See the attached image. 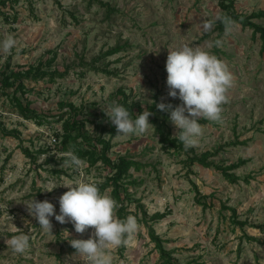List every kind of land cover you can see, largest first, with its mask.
<instances>
[{
	"label": "rangeland",
	"instance_id": "374dc122",
	"mask_svg": "<svg viewBox=\"0 0 264 264\" xmlns=\"http://www.w3.org/2000/svg\"><path fill=\"white\" fill-rule=\"evenodd\" d=\"M220 2L12 0L0 6V41L7 34L17 41L11 52L0 53V70L7 64L9 72L42 64L43 71L55 75L25 81L27 91L18 94L45 117L42 125L23 119L12 102L14 89L3 91L0 84V127L19 131L13 137L0 129V264H85L70 240L88 239L93 229L80 234L71 222L61 224L52 216V232L44 233L24 204L47 200L60 214L59 197L68 191L62 185L78 176L62 166L60 116L70 118L68 104H73L78 118L87 120L89 133L99 136L103 108L116 102L121 88L144 108L155 101L179 106L182 101L168 95L166 59L168 47L184 44L205 47L233 75L229 102L222 106L223 123L201 119L203 135L192 148L196 156L210 154L209 161L220 166L239 164L231 171L239 180L234 183L220 170L190 164L187 152L166 148L154 127L141 136L112 138V161L127 157L144 166L130 171L128 181L138 184L128 185V196H123L125 215L135 216L140 230L132 245L113 250V264H163L142 211L148 217L165 215L149 224L178 264H264V46L259 34L237 22L231 34L220 35ZM233 2L245 17L264 11V0ZM205 19L214 22L209 32L201 27ZM253 21L264 26V18ZM217 39L222 47L214 46ZM117 45L123 51L105 56ZM165 130L172 137L179 131L170 119ZM103 137L110 138L107 133ZM84 162L85 177L112 196V188L101 189L112 169ZM199 194L207 207L198 203ZM232 209L236 220L245 223L243 229L233 223ZM19 234L29 236L24 254H14L5 242Z\"/></svg>",
	"mask_w": 264,
	"mask_h": 264
},
{
	"label": "clouds",
	"instance_id": "9594fccd",
	"mask_svg": "<svg viewBox=\"0 0 264 264\" xmlns=\"http://www.w3.org/2000/svg\"><path fill=\"white\" fill-rule=\"evenodd\" d=\"M225 28V35L231 34L235 21L224 15L217 18ZM214 22L203 20L201 27L209 32ZM17 41L12 34H7L0 41V53H9ZM223 41L217 39L215 47H222ZM166 59L168 95L179 98V106L161 102L156 107L170 113L171 123L179 130L174 139L180 141L185 150L198 146L204 128L199 123L205 119L223 123V105L229 102V90L234 85V78L228 65L202 46L168 47ZM111 123L116 126V136L144 135L153 125L149 122L150 111H143L133 119L130 112L118 102H111L103 108ZM187 113V115H186ZM63 167L71 168L78 176L62 186L68 191L59 197L60 214L55 206L47 201L36 199L24 202L28 213L34 217L44 233L52 232L50 217L61 224L71 222L77 233L83 234L93 229L88 239H71L70 245L76 250L85 264H113V250L127 247L134 243L140 230L135 216L128 215L121 219L116 215L117 201L105 190L101 192L97 183L85 177V162L74 151L63 153ZM54 189V188H53ZM49 189L47 191H52ZM68 234L67 230H64ZM8 248L14 254H24L29 247V236L12 235L6 238Z\"/></svg>",
	"mask_w": 264,
	"mask_h": 264
},
{
	"label": "trees",
	"instance_id": "16d2710c",
	"mask_svg": "<svg viewBox=\"0 0 264 264\" xmlns=\"http://www.w3.org/2000/svg\"><path fill=\"white\" fill-rule=\"evenodd\" d=\"M12 0H0V6H5L7 2ZM220 8L222 10V16L227 15L232 18L233 21L241 24L243 27H249L253 29L255 34H259L264 46V26H261L253 21V19L264 18V11H261L257 14H252L251 16L245 17L240 15L234 6L233 0H221ZM16 19V16L15 18ZM218 31L222 35L225 31L224 25L218 21ZM264 49V48H263ZM123 51V47L117 45L116 47L109 50L105 56H111L120 53ZM54 60H50L48 65L50 66ZM10 65L7 64L3 69L0 70V84L1 89L6 91L8 89H14L12 94V102L17 109V113L25 120H34L39 125H42L45 122V117L39 114L36 110L30 107V104H25L22 98L18 95L19 93L26 92L25 81H38L44 77L50 76L54 77V74H51L50 71H43V65L38 64V66H29L21 70H12L9 72ZM104 71V70H102ZM58 75V74H57ZM115 100L119 104L123 105L131 114L132 118L135 119L136 115L141 114L143 111L147 110L152 113L149 117V122L153 125L155 133L160 137V142L168 149H173L177 151H186L189 156V163L195 164L199 163L205 167H213L217 170H220L225 177L236 183L239 180V177L232 174L231 171L240 167L239 164H234L229 167H223L218 164H215L212 161H209L210 154L205 153L203 155L196 156L193 148L185 150L180 143V141L174 139L170 132H166L165 128L167 127V122L169 121L170 113L162 112L157 107V101L153 104L148 105L146 108L143 107V104L140 101H137L131 98L126 90L119 89L115 94ZM70 107V112L73 113L70 118L64 120L66 114H62L60 119L63 121L61 135L58 136L61 140V147L63 151L67 152L69 150L74 151V153L81 158L83 161H86L89 167L95 166L97 163L101 162L104 166L110 167L112 169V176L106 179V182L101 185V189L112 188V197L117 201L119 207V218L123 219L126 217L125 211L126 207L124 205L125 199L123 198L128 196V191L130 186H135L138 184L137 180L128 181L131 178V170L140 171L143 164L136 162L127 157H120L116 162L112 161L109 156V152L112 149V138L116 137L117 129L116 126L111 123L109 118H106L105 112L101 114V119L99 120L98 127L100 130L99 136H92L89 131L86 129V121L84 119H79L78 116L80 113L73 104H68ZM104 121L107 123L104 124ZM2 133L6 136L18 137V130H7L4 127H0ZM107 133L110 138L107 140L103 135ZM23 153L29 157L33 158V153L29 149H23ZM46 153V152H43ZM53 159V158H52ZM244 163V162H242ZM128 181V182H127ZM246 181H249L246 178ZM127 184V185H125ZM197 193L198 190H197ZM198 203L204 207H207V202L201 200L199 194ZM231 211V218L235 225L239 226L241 229L244 228L245 223L242 221L236 220L237 213L235 209ZM143 213V222L147 225L149 230V235L151 240L155 243V248L160 253V258L163 261V264H178L177 261L172 257L171 252L167 251L164 247V242L158 236L152 225L149 224L158 222L165 217L164 214L157 213L151 217H148L146 211Z\"/></svg>",
	"mask_w": 264,
	"mask_h": 264
},
{
	"label": "built area",
	"instance_id": "2783aa9c",
	"mask_svg": "<svg viewBox=\"0 0 264 264\" xmlns=\"http://www.w3.org/2000/svg\"><path fill=\"white\" fill-rule=\"evenodd\" d=\"M54 142L56 143V139H54Z\"/></svg>",
	"mask_w": 264,
	"mask_h": 264
}]
</instances>
